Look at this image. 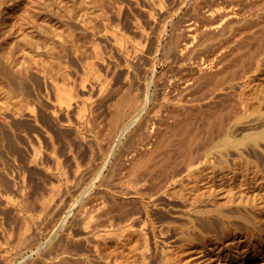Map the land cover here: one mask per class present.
Instances as JSON below:
<instances>
[{
	"label": "rangeland",
	"instance_id": "obj_1",
	"mask_svg": "<svg viewBox=\"0 0 264 264\" xmlns=\"http://www.w3.org/2000/svg\"><path fill=\"white\" fill-rule=\"evenodd\" d=\"M71 2L24 0L20 9L15 11L17 13H10L9 20H1L3 23L7 22L5 25L10 29L14 22L21 21L20 24L24 21L25 25L29 23H25L27 19L31 18L28 20L31 21L35 17L36 26L33 28L37 32H33L34 41L22 36L23 40L20 39L16 53H13L15 57L10 58V55L15 52L16 45L8 53L10 50L6 45L5 56L11 60L15 58L16 63L0 55V264H25L26 261H32L28 264L42 263V257L50 255L47 251L51 250L53 255L59 251L64 252L63 246L67 244L65 239L70 240L67 244L70 249L64 246L68 250V257L73 259L72 257H76L75 250H78L77 253H83L81 250H84L87 254L91 253L90 257L93 258L88 264H107L115 255L123 258L127 264H160L163 261V246L170 247L173 254H178H172V258L177 256L176 263L172 259V264H264V196L260 195L264 194V190L246 189V195H239L232 202L234 205L236 202L249 204L256 221L260 217L257 227L234 215L232 220H236L235 224L230 225L229 229H232L229 232L226 228V234L205 230L200 224L192 227V231L188 228L183 231L184 223L190 225L191 214L182 213L178 208L168 210L166 206L173 199L187 202L183 194H180L182 185L178 182L175 187L168 188L167 193H160L161 201L158 199L160 202L151 207L156 236L150 226L151 247L145 255L142 252L146 245L144 241L147 230L142 228L143 220L146 219L144 207L147 198L144 193L151 184L142 189L139 187L141 184L135 183L137 178L129 174L131 166L143 161L141 158L145 160L153 151L163 150L159 143L160 149L155 144L161 139L159 136L163 134L165 137L175 129L179 119H174L175 115L173 118L172 108L169 106H177L176 99L182 92L185 96L184 106L182 104L181 109L177 106L173 111L175 113L180 110L178 113L183 118L190 111L188 109H191L188 116L193 117L200 127L196 126L193 118V122H190L193 127L195 125L196 130H202L203 135L207 133L204 131L208 129L207 121L202 120L204 117L200 118L201 112L198 111V114L193 106L190 108L193 105L188 99L191 98L190 94L200 88L198 93H204V89L207 91L205 94H211L209 86L212 84V88L216 79L220 81H217L220 85L215 82L218 88L216 90L214 86L215 91L211 89L213 95L207 94L210 100H201L203 106L207 102L220 105L225 95L229 97L243 93L250 97L264 93V0ZM58 3H64L67 7L70 3V6L74 4L75 9L69 7L70 10H58ZM51 7L57 10L50 13L47 10H53ZM31 9L35 11H32L34 15L31 13L32 17L25 19ZM58 11L63 14L66 11V14L61 17L62 14ZM36 14H40L39 17ZM44 20L46 23L50 21L46 25L49 26L48 29L45 28ZM37 21L41 27H37ZM192 22H195L196 27ZM28 26H32L31 23ZM234 65L240 66V69L242 66V74ZM13 69L19 70V74ZM223 69H229L227 72L230 71V81L236 77L234 83L227 81L228 73L221 74ZM233 70L237 76L233 75L231 79ZM218 73L223 75L222 80L217 77ZM193 82L199 84L198 89L191 86L195 84ZM104 83H108L107 89L110 87L108 92L105 90L106 95H103L104 91L101 89V84ZM128 86L132 87L133 94L137 92L138 97L136 94L134 97L143 99L140 103L144 104L140 118L137 116L140 120L137 119L135 123L133 120L136 118L129 119L130 123L134 122L132 124L135 128L131 126L130 130L124 131L120 125H113L115 122H111L108 107L113 103L116 93V98L121 93L126 94ZM223 87L226 89L222 90ZM66 93L73 97L71 105L62 99ZM202 93L201 96H204ZM139 94L144 95L141 96L142 99ZM162 96H168L167 99L171 102ZM161 103L162 107L159 106ZM157 107L162 110L160 117L167 119L170 125L159 117ZM183 107L188 109L183 110ZM204 108H208V105ZM258 109L254 107L252 115L233 121V144L229 148L233 150L229 154L231 159H242L237 147L242 145H238L239 142H253L258 137L264 148V134L261 135L260 132L264 129V118L259 119L261 114L264 117V107L261 111ZM89 117L93 123L89 122ZM158 119L159 123H156ZM95 120L97 124L101 122L100 127V123L94 124ZM145 120L148 123L144 124ZM152 123L159 125L153 126ZM137 125H141L143 130L146 127V132L138 127L142 133L138 130L137 134L142 137H135L137 135L131 133ZM163 125L167 126L162 127ZM218 125L215 127L216 133L220 132ZM168 126L173 127L172 131ZM155 127L163 129L158 132L154 131ZM166 127L169 128L168 131L166 134L162 133ZM94 130L95 133L102 131L95 135ZM133 134L135 138H130ZM154 134L158 135L156 139ZM144 135H150L149 140ZM152 136L157 140L153 145L148 142L154 140ZM136 138L142 142L139 140L135 144ZM134 140L136 141L133 142ZM243 154L249 156L253 164H259L256 156ZM216 155H220L219 158L228 157L222 152H217ZM199 175L200 172H196V176ZM141 177L142 175L139 176L140 179L143 178ZM223 182L218 180L217 184L212 185L211 182L206 183L204 179H200L199 187L195 192L191 189L186 191V197L191 198V201L195 199L196 193L200 194L201 199L197 201L199 205L225 202L228 198L227 192L225 194L220 185ZM152 186L150 190L154 188V192H149V188L146 192L156 194L158 191L155 192L156 187ZM211 189L216 190L215 195H210ZM238 189L239 187L236 188ZM137 190L144 191L139 193ZM199 214L202 213L195 212L194 216ZM130 222L134 226H130ZM161 234L168 237V243L164 244ZM61 237L65 239L59 242ZM78 240L83 242L82 248ZM54 248H58L57 251ZM38 251L44 255H38L41 254ZM102 252L105 253L104 257ZM33 257L36 259H32ZM38 257L43 261L39 262ZM71 262L74 264L75 261Z\"/></svg>",
	"mask_w": 264,
	"mask_h": 264
},
{
	"label": "bare ground",
	"instance_id": "obj_2",
	"mask_svg": "<svg viewBox=\"0 0 264 264\" xmlns=\"http://www.w3.org/2000/svg\"><path fill=\"white\" fill-rule=\"evenodd\" d=\"M24 0H0V55L1 56H4V58H7V59H9V60H11L10 58L12 57V56H14L13 55V53H16V49H17V44H18V42L20 41V39L22 38V36L24 37V38H26V39H30V40H33L34 39V34H33V32H37L36 30H35V28H33V26L35 27L36 26V19H35V17L31 20V21H28V20H30V19H27V18H29V17H32V11H34L33 9H31L30 10V14H28L27 15V17H25V19H27V21L23 18V17H21V18H23L26 22L25 23H27V22H29V23H31V25L32 26H28V24L29 23H27V24H25L24 25V21H23V23H20L19 24V22H21V21H19L18 23L17 22H14L15 24L14 25H11L12 26V28H8V26H6L7 25V22H2L1 20L2 19H4V21H5V19H8L9 20V18H10V16H11V12L13 11V13H17V12H15L16 10H19L20 9V7H21V4H22V2H23ZM31 2H32V0H31ZM43 2V1H42ZM62 2V1H61ZM67 2V1H66ZM70 2H71V0H70ZM71 3H74L73 1L71 2ZM71 3H70V5H71ZM76 3V2H75ZM41 4V3H40ZM68 4H69V2H68ZM42 5V4H41ZM40 5V6H41ZM69 5V7H70V9H75L74 8V4H73V6H70ZM75 5H77V4H75ZM35 6V5H34ZM45 6V8H46V5H44ZM51 6V5H50ZM43 7V6H42ZM47 7H49L48 5H47ZM53 7H55V6H53ZM53 7H51V9H53ZM69 7H67V5L66 4H64V3H61V5H59V3H58V6L56 7L57 9L58 8H60V9H58V10H68L69 9ZM76 8H77V6H75ZM34 8V7H33ZM50 8V7H49ZM55 8V10H57ZM68 8V9H67ZM35 9H36V11H38L37 9L38 8H36L35 7ZM48 9V8H47ZM46 9V10H47ZM69 9V10H70ZM41 10V12H42V9H40ZM45 10V11H46ZM55 10L53 9V10H47V11H50V13H52L53 11L55 12ZM44 11V12H45ZM46 11V12H47ZM35 12V11H34ZM58 12H60L61 14H62V16L61 17H63L65 14H66V11L64 12L65 14H63V12H61V11H58ZM70 12H72V10L71 11H69V13ZM73 12H76L75 10H73ZM32 13V14H31ZM10 14V15H9ZM42 14H44V13H42ZM47 14V13H46ZM19 15V14H18ZM21 15H22V12H21ZM24 15V14H23ZM22 15V16H23ZM26 15V14H25ZM34 15V14H33ZM37 15V14H36ZM35 15V16H36ZM40 15V14H39ZM39 15H37V17H39ZM48 15V14H47ZM14 16V15H13ZM16 16H17V14H16ZM29 16V17H28ZM44 16H46L45 14H44ZM54 16H56V14L54 15ZM19 16H17V18H18ZM49 17V16H48ZM60 17V16H59ZM60 17V18H61ZM57 18H58V16H57ZM41 19H43V17H41ZM47 19V18H46ZM56 19V18H55ZM54 19V20H55ZM59 19V18H58ZM64 19V18H63ZM63 19H62V21H63ZM48 20H49V18H48ZM54 20H52V21H54ZM46 20H44V22H45ZM40 22V21H39ZM50 21H48L46 24H45V28H47V27H49V26H47L46 27V25H48V23H49ZM55 22V21H54ZM5 23H6V25H5ZM41 23H42V21H41ZM51 23H53V22H51ZM193 23V22H192ZM192 23L190 24V25H192ZM195 23V22H194ZM193 23V24H194ZM17 24H19V27L17 26ZM50 24V23H49ZM41 24L39 23V25H38V21H37V27L38 26H40ZM189 25V26H190ZM14 26H16V28H14ZM194 26H195V24H194ZM28 27H30V29H28ZM41 27V26H40ZM42 27H43V31H44V25H43V23H42ZM191 27V26H190ZM190 27H189V29H190ZM196 27V26H195ZM28 29V30H26V29ZM6 29H7V32H6ZM40 30L42 29V28H39ZM48 29V28H47ZM40 30H38V31H40ZM191 31H193V29L191 28L190 29ZM196 30V29H195ZM5 31V32H4ZM42 31V30H41ZM45 32V31H44ZM40 33V32H39ZM42 33V32H41ZM193 33V32H192ZM5 34V35H4ZM23 34V35H22ZM1 35H2V37H1ZM37 35V34H36ZM35 35V36H36ZM39 35V34H38ZM41 35V34H40ZM39 35V36H40ZM7 36V37H6ZM39 36H37L36 38H38L39 39ZM42 36V35H41ZM189 37H191L190 35H189ZM38 39H36V41L38 42L39 40ZM190 39V38H189ZM21 40H23V38L21 39ZM35 40V39H34ZM33 40V41H34ZM29 41V40H28ZM30 42V41H29ZM31 43V42H30ZM33 43V42H32ZM35 43V42H34ZM6 45H7V47H8V50H10V51H7V53L8 52H11V51H13L14 49V46L16 45V48H15V52L13 51L11 54L12 55H10V58H8V57H6L5 55V53H6ZM188 45V44H187ZM19 46V45H18ZM241 52V51H240ZM238 55V54H237ZM236 55V56H237ZM0 56V57H1ZM7 56H9V55H7ZM239 57H240V54L238 55ZM242 56V55H241ZM15 57V56H14ZM16 58H18V57H16ZM3 59V58H2ZM237 59V58H236ZM6 60V59H5ZM12 60H14V62L16 63V61H15V58L14 59H12ZM11 60V61H12ZM17 60V59H16ZM0 61H1V59H0ZM11 61H9V62H11ZM19 60H17V62H18ZM2 62V61H1ZM8 62V61H7ZM8 62V63H9ZM14 62H12V63H14ZM4 63V62H3ZM2 63V64H3ZM7 63V64H8ZM1 64V65H2ZM18 64V63H17ZM12 65V64H11ZM10 65V66H11ZM234 66H236L235 68L236 69H240V66H237V65H234ZM1 67V66H0ZM4 67H6V66H4ZM231 67H233V66H230V68ZM237 67H239V68H237ZM7 68H9L8 66H7ZM6 68V69H7ZM225 68H227V67H225ZM224 68V69H225ZM234 68V67H233ZM235 68H234V70H235ZM3 69V68H2ZM17 69H19V68H17ZM17 69H15L16 71H17ZM223 69V71L224 72H221V74L222 73H228L227 74V76H226V78L228 79L229 77H228V75H229V73H230V71L229 72H227L229 69H227V71H225ZM5 70V69H4ZM14 70V69H13ZM14 70V71H15ZM232 70V69H231ZM234 70H233V72H234ZM9 71H10V69H9ZM12 71V70H11ZM19 71V70H18ZM17 71V72H18ZM232 72V71H231ZM236 72H239V70H237ZM240 74H242V72H243V69H242V66H241V69H240ZM18 74H19V72H18ZM221 74L220 73H218L217 75H215V76H217V77H219V79L220 80H222V76H221ZM232 74V73H231ZM237 74H239V73H237ZM15 75H17V74H15ZM233 75H236L235 74V72L231 75V77L233 76ZM19 77H20V75H18ZM214 75H213V77H215ZM220 76H221V78H220ZM225 76V75H224ZM230 76V75H229ZM237 76V75H236ZM239 77H240V75H238ZM16 77V76H15ZM129 76H127V78H128ZM210 78H212V76L210 77ZM14 79V81H15V78H13ZM17 79H18V77H17ZM130 79V78H129ZM128 79V80H129ZM213 79V78H212ZM212 79H210V80H212ZM225 79V78H224ZM224 79H223V81H224ZM231 79H233V77L231 78ZM234 79H236V77H234ZM234 79H233V81H234ZM197 80H199V79H197ZM208 80V79H207ZM206 80V81H207ZM196 81V80H195ZM209 81V80H208ZM208 81L206 82V84H205V82H204V84L206 85V88H208L207 87V85L209 86V84H207L208 83ZM217 81H219V80H217L216 79V84L218 83ZM228 82L230 81L229 79L227 80ZM226 81V84L228 83ZM233 81H230V83L231 82H233ZM18 82V81H17ZM105 82V81H104ZM197 82H199V81H197ZM210 82V81H209ZM215 82H213V85L215 86ZM220 82V81H219ZM101 83H103V81L101 82ZM193 83H195V82H193ZM211 83H212V81H211ZM224 83V82H223ZM234 83V82H233ZM232 83V84H233ZM108 84V83H107ZM106 84V85H107ZM196 84V83H195ZM195 84L194 85H191V86H194L195 88H197L198 86H199V84L197 85V86H195ZM202 84V83H201ZM219 85H220V83H218ZM102 85V87H101V89H102V91H104V93H103V95L105 94L106 95V93H105V90L108 92V90H109V88L107 89V87H106V85H105V83L104 84H101ZM203 85V84H202ZM212 84H210V86H211ZM222 85V84H221ZM224 85H225V83H224ZM224 85H222V86H224ZM230 85V84H229ZM234 85V84H233ZM233 85H231V86H233ZM133 86V85H132ZM204 86V85H203ZM209 86V92H213V90L216 88V90H217V88H218V86L216 87H214V86H212V88ZM228 86V85H227ZM226 86V87H227ZM129 88H127V91H126V94H123V93H121V94H123V95H121L120 94V97L119 98H116V97H118V93H116L117 95H116V97H115V101L113 100V103L112 104H110L111 106H109L108 107V110H109V108H110V116L112 117V118H110V116L108 117V118H110L111 119V122L113 123V122H115V123H113V125L114 126H121L123 129H124V131H126V130H130V128H131V126H134L132 123H134L133 121H135V123H137L136 121H137V119L138 120H140L139 118H140V116H139V114L141 113V110L143 109V106H142V104H144V103H140L143 99L141 98V96H144V95H140V98L142 99V100H138V95L136 94V93H134V94H136L137 95V99L134 97V94H133V90H132V87H130V86H128ZM193 87V88H194ZM202 87V86H201ZM213 87H214V89H213ZM221 87V86H220ZM192 88V87H191ZM192 88V89H193ZM200 88V87H199ZM203 88V87H202ZM133 89H134V87H133ZM188 89H190V88H188ZM198 89V88H197ZM201 89V88H200ZM199 89V90H200ZM211 89H213V90H211ZM222 90L223 89H226V88H221ZM126 90V89H125ZM191 90V89H190ZM188 91V92H191V91ZM195 90V89H194ZM199 90H196V92L195 93H193V94H190L191 96V98H188V99H190L189 101H192V104L193 105H190V108H191V106H193L194 107V109H196V111H197V113H198V111L199 112H201L199 115L201 116L200 118H202V117H204V118H202V120L203 119H206V121H207V126H208V129H207V127L205 128V129H207V130H204L205 131V133L206 134H202L201 133V131L202 130H200V132L198 131L199 129H195L194 127H195V125H194V127L192 126L193 125V123H191L190 122V120L193 118V117H189L188 116V112H190L191 111V109H188V107H186L188 110H190V111H188L187 112V115L186 116H184V113H183V116L185 117H183L182 118V114L181 113H178V112H180V110L178 111V112H176L175 111V113H174V111H173V109H175V107H179L180 109H181V105L183 104V103H185V102H183V100L185 99V96L183 95V92H182V97H178V99H179V101L177 102V100L178 99H176V104H177V106H175L174 107V105L172 106V105H170L169 107H171L172 108V115H173V118H174V115H175V118L174 119H176V120H178L177 121V124L175 123V120L172 118V120L174 121H171V123L173 122V123H175L176 125V127H175V129H173V131H172V128H171V126H172V124H171V126L169 127L170 128V131H172V132H170L169 134H167V135H165V137H164V135L162 134L161 135V133H160V135L161 136H159V138H161V139H159L158 141L159 142H156V144H155V146H156V148H158L159 147V145H161V147L163 148V150H161V152L160 151H157V152H152L150 155H148L147 156V158L144 160V158H141L143 161H140V162H136L137 163V165L136 164H134V166H131L132 168H131V170H129V174L130 175H132L133 177L135 176L137 179H135V180H137V181H135V183L136 182H138L136 185H142V187H141V185L139 186L140 188H147V186H149L150 184H151V186H152V183H153V185L156 187V189H155V192H157L156 194H151V193H153L154 192V186H152V188H153V190H150V188H151V186H149L148 188H149V190H148V188L146 189V190H148L149 192H151V191H153V192H151V193H148V192H146V190H145V193H144V195H142V196H144L145 198H147V199H145L146 200V207H144V208H146V219H144L143 220V223H142V228H145V229H147V230H145L146 232H145V234H146V236H145V238H146V240L144 241L145 242V247H143V249H142V252H143V254H148V252H149V250H150V247H151V245H150V247H149V242L151 241L150 240V237H151V235L149 236V233H150V226H151V229H152V233L154 234V236H156V231H155V226H154V223H153V219H152V216H151V207H153V206H155V205H157L158 204V202H160L161 200L159 199L160 198V196H159V194L160 193H162V192H166L167 193V190H168V188H170V187H173L174 185H177V183L178 182H180V184L182 185V188H181V193L180 194H183V197H185L186 198V201L188 202L191 198H187L186 197V191H188L189 189H191V191H193V192H195V189H197L198 187H199V184H198V181L200 180V179H204L205 180V182L206 183H212L213 181V183H212V185L213 184H217L216 182H218V180H223L224 182L222 183V184H220L221 186H222V188H223V192L226 194V192H227V198H228V200H226L225 202H221V203H211V204H209V203H204V204H197L198 202V200H200L201 198H200V194H198V195H196L195 194V199H193V200H191V201H189L188 203L186 202H184V201H181V200H175V199H173V200H171V202L170 203H168V204H166V206H167V209L168 210H172V209H176V208H178V209H180L181 211H182V213H190L191 214V219H190V221H189V223H190V225L189 224H185L184 223V229H183V231L185 230V228H188V229H191L192 227L194 228V226L196 225V224H200L202 227H203V229H205V230H209V231H214V232H220L221 234H226V232H227V230H226V228H228V232H229V230H231V229H229L230 228V225L231 224H235V221L236 220H232V218L233 217H235L234 215H237V216H240V217H242L243 219H245V220H247L249 223H251V224H253L254 226H256L257 227V222L258 221H260V217H258V221H256L257 220V218H255V216H253V212L251 211L252 210V208H251V206L249 205V204H239V202H236V205H234V204H232V202H235L236 201V197L237 196H243L244 194L246 195V189H251V188H255V189H260V190H264V148H263V146H262V143L260 142V140L258 139V137H257V139L255 140V141H253V142H239L238 143V145H241V146H237L238 147V149L240 150H238L240 153H241V155H242V159H239V160H233V159H231L230 157H229V154H231V152L230 151H233V150H231V149H229L230 148V146L233 144V140H232V138H231V136H232V133H231V129H232V127H233V121H235L236 119H238V118H242V117H245V116H247V115H252V113H251V110L252 109H254V107H257V108H259L258 110L259 111H261L262 109H263V107H264V93H258L257 95H254V96H252V95H250V97H249V95L248 96H246V95H244L243 93H241V94H238V95H236V94H232V95H230L229 97H227L226 95V97L224 96L222 99L224 100V101H222V103L220 104V105H217V104H219V103H217L215 106L214 105H211V103H209V102H207V104H204V106L205 105H208V108H204V106L202 105V103H201V100L204 98L205 100H207L208 101V99H209V96L212 94V92H211V94L209 93H207V94H205V92H207L206 90H204L203 89V91H204V93H202V92H197V91H199ZM219 90V89H218ZM116 91V90H115ZM215 91V90H214ZM123 92V91H122ZM135 92V91H134ZM120 93V92H119ZM125 93V92H124ZM197 93V94H196ZM201 93L202 94H205L204 96H201ZM166 95H168V94H166ZM165 94H164V96H166ZM213 95V94H212ZM159 96V95H158ZM157 96V97H158ZM164 96H162V97H164ZM156 97V96H155ZM169 97H172V96H169ZM146 98V97H145ZM165 99H167L168 98V96L167 97H164ZM173 98V97H172ZM211 98V97H210ZM224 98H227V99H224ZM62 99H63V101H66L69 105H71L72 104V102H71V100L73 99V97H72V95L70 94V93H66V94H64L63 96H62ZM157 99V98H156ZM158 99H160V98H158ZM163 99V98H162ZM187 99V100H188ZM148 100H150V98L148 99ZM186 100V101H187ZM210 100V99H209ZM144 101V100H143ZM146 101V100H145ZM163 101H164V99H163ZM167 101H169V99H167ZM167 101H165L166 103H167ZM204 101V100H203ZM147 102V101H146ZM169 102H171V101H169ZM175 102V101H174ZM174 102H172V103H174ZM206 102V101H205ZM204 102V103H205ZM255 102H258V104L256 105L255 104ZM187 103H189L188 101H187ZM209 103V104H208ZM147 104H148V102H147ZM162 104L163 103H161V105H159L160 107H162ZM168 104H170V103H168ZM175 104V105H176ZM179 104V105H178ZM190 104V103H189ZM146 105V104H145ZM149 105V104H148ZM165 105V104H164ZM168 106V105H167ZM183 106H184V104H183ZM160 107H159V109H158V107H157V110H159L158 111V115L161 113V109H160ZM165 107V106H164ZM163 107V108H164ZM168 107V108H169ZM144 108H145V106H144ZM148 108V107H147ZM162 108V109H163ZM185 107H183V110H185L184 109ZM186 109V110H187ZM149 110L150 109H148V111L147 112H149ZM161 110V111H160ZM164 110V109H163ZM193 110V109H192ZM145 111V110H144ZM156 111V110H155ZM171 111H170V114H171ZM196 111H192L193 113L194 112H196ZM146 112V111H145ZM182 112V111H181ZM191 112V113H192ZM156 113V112H155ZM177 113V114H176ZM196 113V114H197ZM169 114V117H172L171 115ZM181 114V115H180ZM156 115V114H155ZM177 115V116H176ZM191 115V114H190ZM195 115V114H194ZM198 115V116H199ZM203 115V116H202ZM89 116H91V115H89ZM139 118H138V117ZM160 116H162V115H159V117ZM181 116V117H180ZM192 116H193V114H192ZM196 116V115H195ZM194 116V117H195ZM141 117H143V115L141 116ZM158 117V118H159ZM178 119H177V118ZM197 117V116H196ZM130 118H136V120L134 119L131 123L129 122V119ZM146 118V117H145ZM156 118V117H155ZM161 118V117H160ZM163 118V117H162ZM161 118V119H162ZM260 118H264L263 117V114H261V116L259 117V119ZM89 119H91V117H89ZM94 119H95V117H94ZM110 119H108V120H110ZM115 120V121H112V120ZM148 119V118H147ZM169 119H171V118H169ZM141 120L143 121L144 119H142L141 118ZM163 120H164V118H163ZM162 120V121H163ZM194 122H195V124L197 123L196 122V120H194V118L192 119ZM191 120V121H192ZM88 121V120H87ZM92 122L93 123V121H92V119L91 120H89V122ZM141 121V123L143 124V122ZM148 121V120H147ZM146 120H145V122H144V124L147 122ZM161 121V122H162ZM165 122H167V124H169L168 123V121H167V119H165L164 120ZM170 121V120H169ZM192 121V122H193ZM205 121V120H204ZM95 123L94 124H97V122H96V120L94 121ZM110 122V121H109ZM110 122V123H111ZM154 122H156V120L154 121ZM160 122V123H161ZM220 122V123H219ZM100 123V124H99ZM109 123V124H110ZM148 123V122H147ZM156 123H159V119H158V122H156ZM191 123V124H190ZM204 123V124H205ZM218 123L220 124V125H218ZM91 124V123H90ZM89 124V125H90ZM99 124V125H98ZM98 126L100 127L101 126V122H98ZM152 124H154V123H152ZM164 124V123H163ZM93 125V124H92ZM150 125V124H149ZM148 125V126H149ZM155 125H157V124H154L153 126H155ZM159 125V124H158ZM157 125V126H158ZM161 125V124H160ZM170 125V124H169ZM174 125V124H173ZM216 125H218V126H220V128L218 129V130H220V132L218 133V131H217V133H216ZM110 126H112L111 124H110ZM114 126H112V127H114ZM141 125H137L136 127V129H133V130H135V132L132 130L131 131V133L133 132L134 134H136L137 136H135V137H138V135H140L139 137H142V135L141 134H139V133H142V131L140 130V129H142L141 127H140ZM142 126H144L145 127V125H142ZM165 126H167V125H163L162 127H165ZM178 126V127H177ZM196 126H199L198 124H196ZM94 127V126H93ZM96 128H99V127H97V126H95ZM94 127V128H95ZM111 127V128H112ZM138 127H140V129H138ZM143 127V128H144ZM160 127V126H159ZM161 127V129H163ZM168 127H166V130H165V132H162V133H165L166 134V132L168 131ZM200 127V126H199ZM91 128V127H90ZM134 128H135V126H134ZM146 128V127H145ZM145 128H144V130H143V132L145 131ZM158 128V127H157ZM92 129V128H91ZM118 129L120 130V128L118 127ZM147 129H149V128H147ZM152 129V128H151ZM159 129V128H158ZM158 129H156V127H155V129H154V131H156V130H158ZM160 129V130H161ZM93 130V129H92ZM91 130V131H92ZM113 130V129H112ZM141 131V132H139L138 134H137V131ZM160 130H158V132H160ZM102 131V130H101ZM101 131H99L98 130V132H96L95 133V130H94V133H95V135H97V133H99V132H101ZM114 131V130H113ZM122 131V130H121ZM150 131H152V130H150ZM150 131H149V133H150ZM123 132V131H122ZM146 132V131H145ZM153 132V131H152ZM152 132H151V135H152ZM261 132V135L262 134H264V129L262 130V131H260ZM125 133V132H124ZM154 133V132H153ZM157 133V132H156ZM257 133V132H256ZM121 134V133H120ZM134 134L133 135H131L130 136V138H132L133 136H134ZM144 134V133H143ZM148 134V133H147ZM159 134V133H158ZM129 135V134H128ZM157 135V134H156ZM155 134H154V136H155V139H156V137L158 136H156ZM101 136V135H100ZM122 136H123V134H122ZM145 136V135H144ZM144 136H143V138H144ZM148 137V139H147V137ZM145 136V138L147 139V140H149V137H150V135H146ZM224 136V137H223ZM135 137H133V138H135ZM153 137V136H152ZM145 138H144V140H145ZM137 139V141L136 140H134L133 142H135V144H138V141L140 140V139H138V138H136ZM153 139H154V137H153ZM152 140V141H148L150 144H154L155 143V141H157V140ZM131 140V139H130ZM133 140V139H132ZM131 140V141H132ZM143 140V139H142ZM146 140V141H147ZM141 141V140H140ZM145 141V142H146ZM154 141V142H153ZM142 142V141H141ZM140 143V142H139ZM144 143V142H143ZM158 143H159V145H158ZM132 143H130V145H131ZM142 144V143H141ZM133 145H134V143H133ZM132 146V145H131ZM136 146V145H135ZM134 146V147H135ZM155 146L153 147V148H155ZM259 146H261V149L259 148ZM137 149V148H136ZM135 149V150H136ZM159 149H160V147H159ZM226 149V151H224ZM138 151V150H137ZM235 151H237V150H235ZM217 152H222V153H225V154H227V156L228 157H220L219 158V156L220 155H216L217 154ZM233 153V152H232ZM243 153H247L248 155H252V156H256L257 158H258V165L257 164H253L252 163V160H251V158H249V156H245ZM219 158V159H218ZM136 165V166H135ZM196 172H200V175L199 176H196ZM140 175H142V179H140L139 178V176ZM200 177V178H199ZM231 181V183H229ZM156 184H157V186H156ZM136 185H135V187H136ZM138 187V186H137ZM175 187V186H174ZM237 187H239V189L238 190H236V188ZM139 188V189H140ZM159 188V189H158ZM135 190V189H134ZM138 192H139V190H137ZM143 191L144 190H142L141 192L143 193ZM141 192H139V193H141ZM165 193V194H166ZM135 194H136V191H135ZM138 194V193H137ZM164 194V193H163ZM216 194V190L214 189V190H210V195H215ZM260 194V193H259ZM139 195V194H138ZM193 195V194H192ZM260 195H262V197L264 196V194H260ZM136 199V198H135ZM160 201H159V200ZM138 200V199H137ZM144 200V201H145ZM138 201H142V200H138ZM140 203V202H139ZM142 203V202H141ZM163 203V202H162ZM144 204V203H143ZM165 204H163V205H165ZM165 206V207H166ZM230 207H232V209L229 208ZM233 207H236L237 209H233ZM261 207V206H260ZM263 211V210H262ZM195 212H199V213H202L201 215L199 214L198 216H194V214H195ZM260 214V213H259ZM256 215V214H255ZM133 218V217H132ZM131 222H132V220H130ZM130 222V223H131ZM227 224H228V226H227ZM130 226H134V223H131L130 224ZM236 227V226H235ZM234 228V227H233ZM190 231H192V229L190 230ZM161 236L163 237V242H164V244H165V242L166 243H168L167 242V236H165L164 234H161ZM60 238V237H59ZM59 238H58V240H59ZM63 239H65V238H63V237H61V239L59 240V242L60 241H62ZM98 239V238H97ZM96 239V240H97ZM91 240V239H90ZM107 239L105 238V241H106ZM65 241L67 242V244H68V241H69V243H70V240L68 239V241H67V239H65ZM78 241H80V240H78ZM97 241H100V240H97ZM161 241V242H162ZM57 242V241H56ZM55 242V243H56ZM74 242H76L77 243V241H74ZM81 242V244L79 243V245H81V248H82V246H83V242L82 241H80ZM59 244H61V243H59ZM67 244L65 243V245H66V247H67ZM58 245V244H57ZM62 245H63V243H62ZM64 245V246H65ZM98 245V244H97ZM162 245V244H161ZM27 246V245H26ZM55 246H56V244H55ZM63 246V249H64V252L63 251H59L58 253L57 252H54L53 250V252L54 253H57V254H55V255H53V253H51V250L50 251H47L50 255H44L41 251L39 252L38 251V253H41V254H38V255H41V256H43L42 257V259L44 260V262H42V263H44V264H73V262H71V261H75L74 262V264L76 263V264H88L89 262L91 263L92 261H93V258H91L90 257V254H87L88 252H84V250H81V249H79V250H81V251H83V253H77L78 252V250H75L76 252V257H72L73 259H71L70 257L71 256H69L68 257V253H67V251L70 249V247L68 248V250H67V248L65 249V247ZM58 248H60L61 246H57ZM98 247V246H97ZM25 248V247H24ZM58 248H54V249H56L55 251H57V249ZM96 248V247H95ZM23 249V248H22ZM61 249H62V247H61ZM98 249V248H97ZM96 249V250H97ZM105 249V248H104ZM103 249V250H104ZM152 249V248H151ZM39 250H41V249H39ZM60 250V249H59ZM66 250V251H65ZM107 249H105V251H106ZM175 250V249H174ZM85 251H88V249L87 250H85ZM98 251H99V249H98ZM101 251V250H100ZM108 251V250H107ZM163 252H162V260H160V261H162V263H160V264H172L171 263V261H172V259H174V261H175V259L177 258V256H178V254L177 253H174V254H177V256H176V258H172L173 256H172V254H173V250H171V248L169 247H165V246H163V250H162ZM175 251H177V250H175ZM174 251V252H175ZM72 252V251H71ZM80 252V251H79ZM23 253H24V251H23ZM64 253H67V254H65V255H63L62 256V254H64ZM70 253V252H69ZM103 253L104 252H102V255H103ZM108 253H110V252H108ZM22 254V253H21ZM52 254V255H51ZM71 254V253H70ZM73 254V253H72ZM173 254V255H174ZM67 255V256H66ZM72 256H74V255H72ZM105 256V253H104V255H103V257ZM40 257V256H39ZM39 257H38V259H39ZM102 257V256H101ZM107 257V256H106ZM106 257H105V259H106ZM110 257V256H109ZM109 257H107V258H109ZM175 257V256H174ZM32 259H34V257L32 258ZM35 259H36V257H35ZM34 259V260H35ZM111 259H113L112 261H107V264H127L125 261H124V259L122 258H120L119 256H116L115 255V258L113 257V258H111ZM43 260H41V259H39V262L40 261H43ZM108 260V259H107ZM26 261V260H25ZM29 262V261H28ZM28 262L26 261V263L28 264ZM32 262V261H31ZM31 262H29V263H31ZM34 262V261H33ZM95 262V261H94ZM25 263V264H26ZM38 263V262H37ZM42 263H39V264H42ZM174 263H176V261L174 262ZM32 264H35V263H32ZM106 264V263H105Z\"/></svg>",
	"mask_w": 264,
	"mask_h": 264
}]
</instances>
